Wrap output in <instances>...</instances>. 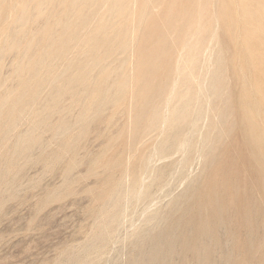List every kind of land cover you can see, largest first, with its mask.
Returning <instances> with one entry per match:
<instances>
[{"label":"rangeland","instance_id":"1","mask_svg":"<svg viewBox=\"0 0 264 264\" xmlns=\"http://www.w3.org/2000/svg\"><path fill=\"white\" fill-rule=\"evenodd\" d=\"M253 10L245 0H0V264H258L223 230L201 259L182 227L235 156L238 129L264 143Z\"/></svg>","mask_w":264,"mask_h":264},{"label":"bare ground","instance_id":"2","mask_svg":"<svg viewBox=\"0 0 264 264\" xmlns=\"http://www.w3.org/2000/svg\"><path fill=\"white\" fill-rule=\"evenodd\" d=\"M145 1V0H144ZM149 1V0H148ZM117 2V1H116ZM122 2V1H121ZM245 2L247 4H249V6L251 5L252 8H254V10L251 12V14H249L246 18V20L248 22H250L253 26H255L257 29L259 28L260 31L264 30V0H245ZM102 3V2H101ZM204 3V2H203ZM117 4V3H116ZM138 4V3H137ZM144 4V3H143ZM141 4H138L139 8H140ZM117 6V5H116ZM143 6V5H142ZM145 6V5H144ZM148 6V5H147ZM214 6V5H212ZM113 7V6H112ZM111 7V8H112ZM119 7V6H118ZM158 7V6H157ZM216 7V5H215ZM109 8V7H108ZM115 8V7H113ZM158 9V8H157ZM180 9V8H179ZM182 9V8H181ZM211 9V8H210ZM108 10V9H107ZM116 10V9H115ZM142 10V7H141ZM154 10V9H153ZM185 10V7H184ZM188 10V9H186ZM110 11V10H109ZM124 11V10H123ZM140 11V9L138 10ZM146 10L144 9V12ZM149 11V10H148ZM183 11V10H182ZM150 12V11H149ZM176 12V11H175ZM181 12V11H180ZM110 13V12H109ZM116 13V11H115ZM140 13V12H139ZM143 13V12H142ZM141 13V14H142ZM182 13V12H181ZM180 13V14H181ZM209 13V12H208ZM122 14V13H121ZM146 14V13H145ZM183 14V13H182ZM181 14V15H182ZM123 15V14H122ZM152 15V14H151ZM179 15V14H178ZM179 15V16H181ZM184 15V14H183ZM146 16V15H145ZM111 17V16H110ZM116 17V16H115ZM141 17V16H140ZM144 17V15L142 16ZM199 17V16H198ZM220 17V16H219ZM106 18V17H105ZM138 18V17H137ZM146 18V17H144ZM227 18V17H226ZM109 19V18H108ZM114 19V18H112ZM142 19V18H141ZM181 19V18H179ZM204 19V18H203ZM215 19V18H213ZM107 20V19H106ZM121 20V18H120ZM123 20V19H122ZM138 20V19H137ZM147 20V19H146ZM145 20V21H146ZM212 20V19H210ZM209 20V21H210ZM110 21V20H109ZM208 21V22H209ZM213 21H217L216 19ZM225 21V19H224ZM223 21V22H224ZM112 22V21H111ZM137 22V21H136ZM139 22V21H138ZM142 22V21H141ZM144 22V20H143ZM184 22V21H183ZM212 22V21H211ZM226 22V21H225ZM20 23V22H19ZM96 23V22H95ZM114 23V22H113ZM123 23V21H122ZM126 23V22H124ZM134 23V22H133ZM132 23V24H133ZM148 23V22H147ZM146 23V24H147ZM222 23V22H221ZM99 24V23H98ZM102 24V23H101ZM106 24V22H105ZM111 24V23H110ZM109 24V25H110ZM138 24V23H137ZM107 25V26H109ZM119 25V24H118ZM129 25V24H128ZM97 26V24H96ZM117 26V25H115ZM138 26V25H137ZM142 26V25H141ZM91 27V26H90ZM100 27V25L98 26V28ZM113 27V26H112ZM124 27V26H123ZM122 27V28H123ZM127 27V26H126ZM135 27V25H134ZM119 28V27H116ZM138 28V27H137ZM152 28V27H151ZM177 28V27H176ZM82 29V28H81ZM101 29V27L99 28ZM98 29V30H99ZM109 29V28H108ZM107 29V30H108ZM124 29V28H123ZM174 29V28H173ZM239 29V28H238ZM241 29V28H240ZM83 30V29H82ZM95 30V29H94ZM118 30V29H117ZM129 30V28H128ZM169 30V29H168ZM177 30V29H176ZM175 31V30H174ZM90 32V31H89ZM113 32V31H112ZM120 32V31H119ZM214 32V31H213ZM94 33V32H93ZM103 33V32H102ZM124 33V32H123ZM58 34V33H56ZM96 34V33H94ZM114 34V33H113ZM207 33H205L206 35ZM231 34V33H230ZM45 35V34H44ZM102 35V34H101ZM111 35V34H110ZM123 35V34H122ZM121 35V37H122ZM125 35V34H124ZM166 35V34H165ZM168 35V34H167ZM213 35V34H211ZM222 35V34H221ZM118 36V35H117ZM116 36V37H117ZM145 36V35H144ZM228 36V35H227ZM51 37V36H50ZM66 37V36H65ZM124 37V36H123ZM126 37V36H125ZM147 37V36H145ZM100 38V36H99ZM119 38V37H118ZM175 38V37H174ZM193 38V37H192ZM202 38V36H201ZM200 38V39H201ZM205 38V36H204ZM52 39V38H50ZM55 39V37H54ZM61 39V38H60ZM68 39V38H67ZM185 39V38H184ZM191 39V38H190ZM49 40V39H47ZM53 40V39H52ZM51 40V41H52ZM62 40V39H61ZM65 40V38H64ZM117 40V39H115ZM166 40V39H165ZM176 40V39H174ZM187 40V39H186ZM193 40V39H192ZM223 40V39H221ZM226 40V39H225ZM55 41V40H54ZM60 41V40H59ZM101 41V40H100ZM114 41V40H113ZM118 41V40H117ZM116 41V42H117ZM148 41V40H147ZM202 41V40H201ZM205 41V40H204ZM61 42V41H60ZM64 42V41H63ZM119 42V41H118ZM123 42V41H122ZM144 42V41H143ZM149 42V41H148ZM192 42V41H191ZM48 43V42H46ZM106 43H104L105 46ZM112 44V43H110ZM114 44V43H113ZM145 44V43H144ZM67 45V44H65ZM188 45V44H187ZM226 45V44H225ZM46 46V45H45ZM69 46V45H68ZM108 46V45H107ZM115 46V45H114ZM113 46V47H114ZM119 46V45H117ZM42 47V46H41ZM62 47V46H61ZM121 47V46H120ZM183 47V46H182ZM186 47V46H185ZM198 47V46H197ZM45 47L43 46V49ZM110 48V46H109ZM190 48V47H189ZM199 48V47H198ZM229 48V47H227ZM62 49V48H61ZM75 49V48H74ZM126 49V48H125ZM183 49V48H182ZM191 49V48H190ZM195 49V48H194ZM239 49V48H238ZM39 50V49H38ZM41 50V49H40ZM39 50V51H40ZM48 50V49H47ZM54 50V48H53ZM88 50V49H86ZM135 50V49H134ZM180 50V49H179ZM180 50V51H184ZM189 50V49H188ZM233 50V49H232ZM57 51V50H56ZM190 51V50H189ZM41 52V51H40ZM61 52V51H60ZM118 52V51H117ZM181 52V53H182ZM232 52V51H231ZM241 52V51H240ZM50 53V52H49ZM119 53V52H118ZM179 53V52H178ZM187 53V51H186ZM192 53V52H191ZM58 54V53H57ZM115 54V52H114ZM113 54V55H114ZM264 54V53H261ZM83 55V54H82ZM105 55V54H104ZM107 55V54H106ZM117 55V54H116ZM191 55V54H190ZM193 55V54H192ZM57 56V55H56ZM60 56V54H59ZM111 56V54H110ZM183 56V55H182ZM196 56V55H195ZM195 56H193L194 58H196ZM198 56V55H197ZM218 56V55H217ZM237 56V54H236ZM248 56V55H247ZM39 57V56H38ZM180 57V55H179ZM234 57V56H233ZM264 57V56H263ZM53 58V57H52ZM61 58V57H60ZM107 58V57H106ZM105 58V59H106ZM109 58V57H108ZM236 58V57H235ZM58 59V58H57ZM112 59V58H111ZM193 59V58H192ZM233 59V58H232ZM253 59V58H251ZM259 59V58H258ZM264 59V58H263ZM114 60V57H113ZM149 60V59H148ZM186 60V59H185ZM248 60V59H247ZM250 60V59H249ZM59 61V60H58ZM106 61V60H105ZM125 61V60H124ZM177 61V60H176ZM242 61V60H240ZM259 61V60H257ZM155 62V61H154ZM183 62V61H182ZM197 62V61H196ZM238 62V61H237ZM264 62V61H263ZM192 62L190 61V64ZM195 63V62H194ZM192 63V64H194ZM256 63V62H254ZM105 64V63H104ZM177 64V63H176ZM181 64V63H180ZM185 64V63H184ZM189 62L186 64L188 65ZM218 64V63H217ZM238 64V63H237ZM71 65V64H70ZM87 65V64H86ZM125 65V64H124ZM143 65V63L141 64ZM150 65V64H149ZM149 65L147 66V68L149 67ZM261 65V64H259ZM73 66V64L71 65ZM91 66V65H90ZM95 66V64H94ZM144 66V67H146ZM179 66V65H178ZM190 66V65H189ZM188 66V67H189ZM195 66V65H194ZM221 66V65H220ZM83 67V66H82ZM92 67V66H91ZM98 67V66H97ZM238 67V66H237ZM242 67V66H241ZM50 67H47V69ZM71 68V67H70ZM90 68V67H88ZM93 68V67H92ZM183 68V66H182ZM243 68V67H242ZM262 68V67H261ZM67 70V68H65ZM106 69V67H105ZM141 69V68H140ZM258 69V68H257ZM96 70V69H95ZM94 70V71H95ZM101 70V69H100ZM99 70V71H100ZM122 70V69H121ZM152 70V69H150ZM90 71V69H89ZM93 71V72H94ZM97 71V70H96ZM95 71V72H96ZM135 71V70H134ZM184 71V70H183ZM186 71V70H185ZM218 71V70H217ZM216 71V72H217ZM222 71V70H219ZM61 72V71H60ZM87 72V71H85ZM84 72V73H85ZM91 72V71H90ZM94 72V73H95ZM104 72V71H102ZM120 72V71H119ZM182 72V71H181ZM187 72V71H186ZM243 72V71H242ZM257 72V71H256ZM188 73V72H187ZM100 74V73H98ZM182 74H185L184 72ZM181 74V75H182ZM56 75V74H55ZM187 75V74H186ZM191 75V74H190ZM245 75V74H244ZM34 76V75H33ZM105 76V75H104ZM189 76V75H188ZM186 76V77H188ZM216 76V75H215ZM248 76V75H247ZM74 77V76H73ZM184 78V76H181ZM185 77V79H186ZM249 77V76H248ZM86 78V77H85ZM182 78V79H183ZM236 78V77H235ZM250 78V77H249ZM117 79V78H116ZM241 79V78H240ZM248 79V78H247ZM73 80H75L73 78ZM72 80V81H73ZM238 80V79H237ZM83 82L84 79L82 80ZM185 81V80H184ZM239 81V80H238ZM66 82V81H65ZM64 82V83H65ZM70 83V82H69ZM80 83V82H79ZM186 83V81L184 82ZM184 83L181 82L180 84V88L181 85L184 86ZM218 83V82H217ZM251 83V82H250ZM215 84V83H214ZM256 84V83H255ZM254 84V87H255ZM263 84V83H262ZM69 85V84H68ZM78 85V84H77ZM123 85V84H122ZM164 85V84H163ZM258 85V84H256ZM261 85V84H260ZM259 85V86H260ZM213 86V85H212ZM39 87V86H38ZM79 87V86H78ZM252 87V86H251ZM253 87V88H254ZM264 87V86H263ZM117 88V86H116ZM183 88V87H182ZM247 88V87H246ZM237 89V88H236ZM257 89V88H256ZM157 90V89H156ZM164 90V89H163ZM167 90V89H166ZM182 90V89H181ZM179 91L178 89V93L182 92ZM184 90V89H183ZM255 90V89H254ZM114 91V90H113ZM116 91V90H115ZM119 91V90H118ZM142 91V89H141ZM162 91V89H161ZM249 91V90H248ZM251 91V90H250ZM164 92V91H163ZM186 92V91H185ZM238 92V91H237ZM98 93V92H97ZM249 93V92H248ZM198 94V93H197ZM196 94V95H197ZM208 94V93H207ZM206 94V95H207ZM97 95V94H96ZM109 95V94H108ZM150 95V94H149ZM189 95V94H188ZM192 95V94H191ZM215 95V94H214ZM249 95V94H248ZM22 96V95H21ZM165 96V95H164ZM194 96V95H193ZM213 96V95H212ZM160 97V96H159ZM179 97V95H178ZM185 97V96H184ZM214 97V96H213ZM258 97V96H257ZM100 98V97H99ZM172 98V97H171ZM183 98V95H182ZM194 98V97H193ZM207 98V97H206ZM216 98V97H215ZM165 99V98H164ZM253 99V98H252ZM251 99V100H252ZM153 100V99H152ZM184 100H187L186 98H184ZM227 100V99H226ZM242 100V99H241ZM166 101V100H165ZM180 101V100H179ZM182 101V100H181ZM195 101V100H194ZM240 101V100H239ZM258 102V100H256ZM169 102V101H168ZM171 102V100H170ZM185 102V101H184ZM152 103V102H151ZM157 103V102H156ZM161 103V102H160ZM193 103V102H192ZM242 103V102H241ZM263 103V102H262ZM149 104V103H148ZM177 104V102H176ZM189 104V103H188ZM194 104V103H193ZM236 104V103H235ZM257 104V103H256ZM33 105V104H32ZM163 107L164 105L161 104ZM178 105V104H177ZM181 105V104H180ZM184 104V107H187L188 105ZM219 105V104H218ZM225 105V104H224ZM227 105V104H226ZM225 105V106H226ZM247 105V103H246ZM249 105V104H248ZM262 105V104H260ZM25 106V105H24ZM166 106V105H165ZM175 106V105H174ZM173 106V107H174ZM191 106V105H190ZM140 107V106H139ZM161 106H158L155 110H152V114L156 113L157 110L161 111V109H159ZM176 107V106H175ZM181 107V106H180ZM193 107V106H192ZM224 107V106H223ZM253 107V106H252ZM262 107V106H261ZM142 108V107H141ZM168 108V107H167ZM172 108V107H171ZM179 108V105H178ZM183 108V107H182ZM242 108V107H241ZM245 108V107H244ZM250 108V107H249ZM139 109V108H138ZM181 109V108H179ZM185 109V108H183ZM188 109V107H187ZM186 109V110H187ZM194 109V108H193ZM192 109V110H193ZM253 109V108H252ZM261 109V108H260ZM263 109V108H262ZM141 110V109H140ZM144 110V109H143ZM146 110V109H145ZM174 110V109H173ZM190 110V109H189ZM229 110V109H228ZM236 110V109H235ZM178 111V110H177ZM233 111V110H232ZM251 111V110H250ZM33 112V111H32ZM148 112V111H147ZM175 112V111H174ZM179 112V111H178ZM181 112H184L183 110L180 111L179 114H181ZM227 112V111H226ZM142 113V112H141ZM160 113V112H159ZM173 113V112H172ZM185 113V112H184ZM186 114V113H185ZM189 114V113H188ZM228 114V113H227ZM233 114V113H232ZM244 114V113H243ZM259 114V112H258ZM160 115L162 116V113H160ZM159 115V117H160ZM174 115V113H173ZM178 115V114H177ZM183 115V114H182ZM192 115V113L190 114ZM251 115V114H250ZM255 115V114H254ZM260 115V114H259ZM258 115V116H259ZM158 114L156 115V119H157ZM181 116V115H180ZM186 116V115H185ZM229 116V115H228ZM243 116V115H242ZM179 117V116H178ZM190 117V116H189ZM234 117V116H232ZM137 118V117H136ZM154 118V117H153ZM162 118V117H161ZM165 118V117H164ZM167 118V117H166ZM173 118V117H172ZM192 118V117H191ZM238 118V117H237ZM245 118V117H244ZM249 118V117H248ZM160 119V118H159ZM163 119V118H162ZM161 119V120H162ZM188 119V118H187ZM232 119V118H231ZM144 120V119H143ZM158 120V119H157ZM165 120V119H164ZM180 120V119H179ZM183 120V119H182ZM184 120H186L184 118ZM225 120V119H224ZM241 120V118H240ZM252 120V119H251ZM259 120V119H258ZM264 120V118H263ZM160 121V120H159ZM158 121V123H160ZM247 121V120H245ZM148 122V121H147ZM165 122V121H164ZM168 122V121H167ZM186 122V121H184ZM188 122V121H187ZM241 122V121H240ZM31 123V122H30ZM29 123V124H30ZM137 123V122H136ZM155 123V122H154ZM157 123V122H156ZM155 123V124H156ZM173 123V122H172ZM170 123V124H172ZM192 123V122H190ZM223 123V122H222ZM245 123V122H244ZM252 123V122H251ZM183 124V122H182ZM239 124V123H238ZM177 124H175L176 126ZM187 125V124H186ZM237 125V124H236ZM247 125V123H246ZM173 126V125H172ZM235 126V125H234ZM232 126V127H234ZM181 130H182V126ZM246 127V126H245ZM178 128V127H177ZM190 128V127H189ZM156 129V128H155ZM170 129V128H169ZM260 129V128H259ZM176 130V129H175ZM232 130V129H231ZM32 131V130H31ZM185 131V130H184ZM182 131V132H184ZM223 131V130H222ZM261 131V130H260ZM177 132V131H176ZM181 132V133H182ZM258 133V131L255 128H252L251 130H247L245 128H241L238 129V135H237V144L235 143V147L234 150L236 152L235 156L232 155H228V158H223L224 162L221 163V165L219 166V168L215 169L212 173L211 176L209 177L208 183L205 186V188L202 190L201 194L197 193L198 196L201 197V195L205 198L204 200L201 199L200 201V197H199V206H198V210L195 211V213L193 212V214L191 215V220L185 222L182 227L183 228H190L192 230V239H197V242H200V244H203V247H200V249H198V251L196 252V254L194 255H200V257H202L201 259H207L206 257L210 256L211 254V248L209 247V245L213 247H216L219 244V238L217 236L218 231L223 230V233L225 234L226 241H232L234 243V245L237 244L238 246V252H241L243 255L246 254H257L259 261L258 264H264V228H263V232L258 233L257 229H258V224L262 223L264 224V143H262L261 141L258 140H254L252 137L254 134ZM171 134V133H170ZM174 134V133H172ZM177 134V133H176ZM24 135V134H23ZM168 135V134H166ZM175 135V134H174ZM172 135V137L174 136ZM170 136V135H169ZM171 137V136H170ZM166 138V136H165ZM179 138V137H178ZM181 138V137H180ZM168 139V137H167ZM166 139V141H167ZM176 140V138H172V141ZM164 141V142H166ZM180 141V140H179ZM183 141V140H182ZM181 141V142H182ZM223 141V139H222ZM168 142V141H167ZM176 143V141H175ZM173 143V144H175ZM179 143V142H178ZM183 143V142H182ZM224 143V142H223ZM222 143V144H223ZM168 144V143H162V146ZM181 144V143H180ZM168 145H171L170 143ZM175 146V145H174ZM173 146V147H174ZM10 147V146H9ZM161 147V146H160ZM164 147V146H163ZM167 147V146H166ZM171 147V146H169ZM168 147V148H169ZM176 147V146H175ZM129 148V147H128ZM166 148V149H168ZM172 148V147H171ZM161 149V148H160ZM164 150V149H163ZM162 150V151H163ZM228 150V149H227ZM159 151V150H158ZM157 151V152H158ZM229 152V151H228ZM160 153V152H159ZM224 151L222 152V155L220 156V158L224 157ZM143 157V156H142ZM145 157V156H144ZM227 157V155L225 156ZM148 158V156H147ZM116 159V158H115ZM150 159V158H149ZM148 159V160H149ZM139 161V160H138ZM141 161V160H140ZM139 161V162H140ZM223 161V160H222ZM147 162V161H146ZM150 162V161H148ZM141 167V165H139ZM138 166V168H139ZM141 169V168H139ZM139 172V171H138ZM139 175H137L138 177ZM136 177V178H137ZM162 177V176H161ZM156 181V180H155ZM233 188V190H232ZM193 190V189H192ZM259 193V194H258ZM197 196V197H198ZM191 197V196H190ZM196 197V198H197ZM187 198V197H186ZM184 199V198H183ZM182 200V199H181ZM190 200V199H189ZM227 200V201H226ZM188 202V201H187ZM193 202V201H192ZM228 202V203H227ZM174 203V202H173ZM180 203V202H179ZM186 203V202H185ZM231 203V204H230ZM187 204V203H186ZM230 205H234L235 210H233L232 214L228 213L229 209H231V206L228 208V206ZM114 206V205H113ZM171 206V205H170ZM172 207V206H171ZM176 207V206H174ZM233 207V206H232ZM195 209V208H194ZM174 209H172L173 211ZM232 210V209H231ZM174 212V211H173ZM202 212H208L207 217L205 218V220L200 221L199 217L200 215H198V213H202ZM185 213V212H184ZM183 215V213L181 214ZM258 216H260V219L258 218ZM179 217V216H178ZM177 217V218H178ZM233 217L235 218V222L236 224L233 225L231 224L230 220L233 219ZM258 218V219H257ZM181 219V216H180ZM178 220V219H176ZM175 220V221H176ZM183 220V218H182ZM258 220V221H255ZM172 221V220H171ZM173 222V221H172ZM181 222V220H180ZM171 223V222H170ZM261 224V225H262ZM168 226V225H167ZM174 227L171 225H169V227ZM168 227V228H169ZM170 227V228H171ZM262 227V226H261ZM167 228V229H168ZM169 228V229H170ZM178 228H179V223H178ZM177 229V228H176ZM172 230V229H171ZM181 230V229H180ZM178 231V229H177ZM188 231V230H187ZM262 231V230H261ZM171 232V231H169ZM186 233V231H185ZM172 234V232H171ZM179 234V233H178ZM181 238V237H180ZM183 238H185V235L183 236ZM226 241L225 245H226ZM229 245V244H228ZM222 247V246H221ZM220 248V247H219ZM221 250V249H220ZM218 251V250H217ZM222 251V250H221ZM222 253V252H221ZM229 254V251H228ZM198 255V256H199ZM220 262V261H219ZM247 262V261H246Z\"/></svg>","mask_w":264,"mask_h":264}]
</instances>
